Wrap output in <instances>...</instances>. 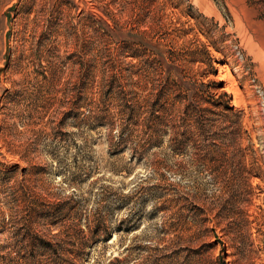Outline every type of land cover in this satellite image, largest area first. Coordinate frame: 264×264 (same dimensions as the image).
Segmentation results:
<instances>
[{
  "label": "rangeland",
  "instance_id": "374dc122",
  "mask_svg": "<svg viewBox=\"0 0 264 264\" xmlns=\"http://www.w3.org/2000/svg\"><path fill=\"white\" fill-rule=\"evenodd\" d=\"M211 80L237 115L152 120ZM0 170L2 255L97 211L88 264H264V0H0Z\"/></svg>",
  "mask_w": 264,
  "mask_h": 264
},
{
  "label": "trees",
  "instance_id": "16d2710c",
  "mask_svg": "<svg viewBox=\"0 0 264 264\" xmlns=\"http://www.w3.org/2000/svg\"><path fill=\"white\" fill-rule=\"evenodd\" d=\"M187 51L190 55L191 51L194 53L195 50ZM175 83L181 87L178 82ZM214 83L216 81L211 80L207 83L206 88L201 87L199 84H189L184 86V89L175 88L169 91L170 93L166 90L172 88L168 86L165 90L164 86L153 95V103L157 104L158 107L153 110L152 120L155 123L169 124L170 126H176V121H179L181 124H186V128L189 125H194L197 129H202L210 114L222 119H228L230 114L237 115V110L233 111V108L228 104L224 91L217 94L212 91ZM161 98H164V100L161 101ZM181 132L182 135L184 132ZM178 138L173 137L174 144ZM152 139L153 142H156L155 138L152 137ZM6 175L5 170H0V176L9 180L10 176L6 178ZM66 203L68 202L64 204ZM56 205L55 208L51 206L48 209L51 224H58L61 220V218L55 217V209L63 204ZM74 206V203H72L67 207ZM80 218L78 212H73L70 217H67L66 221L69 222L66 226L59 227L58 225L54 232L44 237L36 231L31 233L22 232L14 241L23 249L18 250V252L14 251V254H11V251H6L4 255L0 254V257L2 256L5 259L4 264H19V261L24 262V264H61L60 261L62 260H66L68 264H88L89 253L85 250V247L92 239L106 240L110 238L113 230L126 229V225H123L125 219L109 226L104 222L103 215L97 211L95 213L91 212V215H86L83 223L86 230L79 225ZM7 245L8 242L0 243L3 248ZM68 255H71L72 258L65 257Z\"/></svg>",
  "mask_w": 264,
  "mask_h": 264
},
{
  "label": "bare ground",
  "instance_id": "6f19581e",
  "mask_svg": "<svg viewBox=\"0 0 264 264\" xmlns=\"http://www.w3.org/2000/svg\"><path fill=\"white\" fill-rule=\"evenodd\" d=\"M228 88V87H227ZM235 94V93H234ZM239 98V97H238ZM240 102L238 101V99L233 98V105L237 106Z\"/></svg>",
  "mask_w": 264,
  "mask_h": 264
}]
</instances>
